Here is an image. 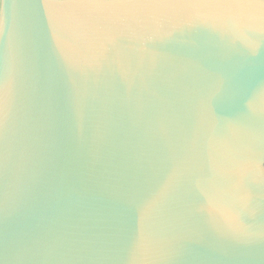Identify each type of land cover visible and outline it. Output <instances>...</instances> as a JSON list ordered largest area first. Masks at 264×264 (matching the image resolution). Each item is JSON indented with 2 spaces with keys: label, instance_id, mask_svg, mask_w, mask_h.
Here are the masks:
<instances>
[{
  "label": "water",
  "instance_id": "obj_1",
  "mask_svg": "<svg viewBox=\"0 0 264 264\" xmlns=\"http://www.w3.org/2000/svg\"><path fill=\"white\" fill-rule=\"evenodd\" d=\"M0 264H264V0H0Z\"/></svg>",
  "mask_w": 264,
  "mask_h": 264
}]
</instances>
